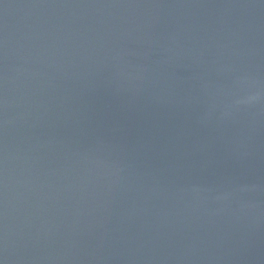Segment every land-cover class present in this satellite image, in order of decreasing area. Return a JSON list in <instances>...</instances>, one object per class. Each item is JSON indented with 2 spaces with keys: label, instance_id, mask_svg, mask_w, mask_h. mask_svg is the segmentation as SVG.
Wrapping results in <instances>:
<instances>
[{
  "label": "water",
  "instance_id": "1",
  "mask_svg": "<svg viewBox=\"0 0 264 264\" xmlns=\"http://www.w3.org/2000/svg\"><path fill=\"white\" fill-rule=\"evenodd\" d=\"M0 264H264V0H0Z\"/></svg>",
  "mask_w": 264,
  "mask_h": 264
}]
</instances>
